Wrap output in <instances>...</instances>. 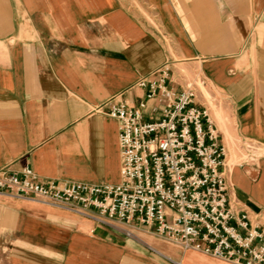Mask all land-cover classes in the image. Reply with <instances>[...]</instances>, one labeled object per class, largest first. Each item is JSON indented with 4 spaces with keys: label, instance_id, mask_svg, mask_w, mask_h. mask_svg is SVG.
Wrapping results in <instances>:
<instances>
[{
    "label": "crops",
    "instance_id": "obj_1",
    "mask_svg": "<svg viewBox=\"0 0 264 264\" xmlns=\"http://www.w3.org/2000/svg\"><path fill=\"white\" fill-rule=\"evenodd\" d=\"M165 62L210 111L230 193L264 216V0H0V168L118 183L109 100L136 104ZM134 233L0 194V264H233Z\"/></svg>",
    "mask_w": 264,
    "mask_h": 264
},
{
    "label": "built area",
    "instance_id": "obj_2",
    "mask_svg": "<svg viewBox=\"0 0 264 264\" xmlns=\"http://www.w3.org/2000/svg\"><path fill=\"white\" fill-rule=\"evenodd\" d=\"M205 84V79L199 80ZM165 62L137 86L134 105L114 97L120 181L44 180L29 165L0 168V194L33 200L113 228L127 238L144 227L184 249L233 264H264V216L230 193L228 149L193 83L173 86Z\"/></svg>",
    "mask_w": 264,
    "mask_h": 264
}]
</instances>
